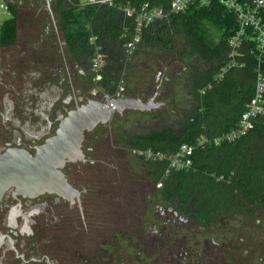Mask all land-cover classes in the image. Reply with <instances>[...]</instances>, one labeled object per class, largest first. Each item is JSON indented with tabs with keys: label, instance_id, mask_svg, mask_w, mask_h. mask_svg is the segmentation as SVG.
<instances>
[{
	"label": "flooded vegetation",
	"instance_id": "af4514ba",
	"mask_svg": "<svg viewBox=\"0 0 264 264\" xmlns=\"http://www.w3.org/2000/svg\"><path fill=\"white\" fill-rule=\"evenodd\" d=\"M16 6L33 17L28 32L0 45V152L20 148L35 154L70 111L106 101L92 57L68 44L60 12L54 11L57 2L19 0ZM158 86L134 96L123 89L120 96L144 102L155 96L166 105L114 112L84 132V158L62 169L77 193L66 198L5 192L0 264H264V207L200 221L169 200L155 202L159 188L150 173L134 171L136 162L117 145L118 117L169 107L167 92Z\"/></svg>",
	"mask_w": 264,
	"mask_h": 264
},
{
	"label": "trees",
	"instance_id": "16d2710c",
	"mask_svg": "<svg viewBox=\"0 0 264 264\" xmlns=\"http://www.w3.org/2000/svg\"><path fill=\"white\" fill-rule=\"evenodd\" d=\"M168 1L118 0L112 7L87 5L84 13L89 26L69 33L65 26L77 17V0L73 3L56 2L68 44L75 53L93 57L95 47L91 37H97V43L107 56L100 85L111 87L114 90L112 94H115L126 71L136 72L135 64L126 57L124 44L130 37L123 36L125 18L118 6L142 2L166 6ZM11 10L12 17L4 22L0 32V45L13 44L17 40L18 8L12 6ZM260 16L264 22V9L260 10ZM206 21L221 30L220 41L215 45L206 39ZM179 28L188 39V47L181 57L197 59L180 73L177 70L175 75L189 80L193 108L185 113L184 126L179 133L167 127L134 135L125 145L133 151L152 150L165 155L176 154L184 145L192 148L189 156L191 165L182 170L170 169L167 159L140 157L151 170L149 173L155 188L162 182L158 196L182 211H189L200 221L235 217L264 207V123H255L232 141L214 142L216 138L238 129L242 114L254 96L258 74L260 71L264 74V57L260 59L255 44L247 40L232 54L229 39L237 29L235 17L219 1L213 0L202 8L189 9L156 21L143 32L137 48L141 45L140 54L151 56L153 68H170L178 64L173 31ZM149 47L153 49L148 50ZM152 83L151 80L147 87L139 86L138 91L152 88ZM167 94L168 99L176 103L177 95L171 87ZM200 140L205 142L201 144Z\"/></svg>",
	"mask_w": 264,
	"mask_h": 264
},
{
	"label": "built area",
	"instance_id": "2783aa9c",
	"mask_svg": "<svg viewBox=\"0 0 264 264\" xmlns=\"http://www.w3.org/2000/svg\"><path fill=\"white\" fill-rule=\"evenodd\" d=\"M19 0H0V32L4 22L12 17V6H16ZM57 1V0H44ZM73 3V0H64ZM213 0H169L166 6L142 2L140 4L119 5L118 9L124 14L125 32L124 37L129 39L125 42L124 47L127 54H132L141 41L142 34L149 29L156 21L165 20L173 14L186 12L189 9L202 8ZM225 9L233 14L237 23V29L229 39V46L232 54L243 41H252L258 51L259 58L264 57V22L260 16V10L264 9V0H217ZM118 0H77V5H95V6H116ZM91 43L95 47V57L93 58V69L97 80H101V71L104 63V53L102 46L97 43V37H91ZM123 91L121 87L115 94L105 95V101L117 98ZM264 123V74L260 71L256 83L254 96L247 105L242 114L239 127L229 134H224L214 140L216 144L234 140L236 137L245 134L255 123ZM205 140H200L204 143ZM138 155L146 159L169 160L170 169L182 170L191 165L189 156L192 154V148L184 145L181 150L174 155H165L154 153L152 150L136 151ZM162 182L157 184L161 188Z\"/></svg>",
	"mask_w": 264,
	"mask_h": 264
},
{
	"label": "water",
	"instance_id": "95a60500",
	"mask_svg": "<svg viewBox=\"0 0 264 264\" xmlns=\"http://www.w3.org/2000/svg\"><path fill=\"white\" fill-rule=\"evenodd\" d=\"M163 105L166 102L155 101V96L147 102L136 97L119 96L103 104L92 101L70 111L61 121L57 134L38 146L35 154L20 148H7L0 152V200L10 188L25 196L49 192L71 197L77 192L62 169L67 162L84 158V132L92 130L100 122L111 120L114 112H145Z\"/></svg>",
	"mask_w": 264,
	"mask_h": 264
},
{
	"label": "rangeland",
	"instance_id": "374dc122",
	"mask_svg": "<svg viewBox=\"0 0 264 264\" xmlns=\"http://www.w3.org/2000/svg\"><path fill=\"white\" fill-rule=\"evenodd\" d=\"M87 5H79L77 10L76 19H71V22L65 26V30L67 33L69 31L78 30L81 27H88L89 23L87 22V16L85 15V10H87ZM17 19L18 25L17 29L19 32V36L26 32L29 29V21L32 19V14L28 13L26 8L17 7ZM55 12H61L60 7L59 10L54 8ZM80 13H79V12ZM61 17V13H60ZM58 18V17H57ZM60 26L64 28L63 21L61 19ZM205 36L208 42L212 45L217 44L220 41L221 30L217 25L211 23L210 21H206L205 24ZM176 41V53L175 55L178 57V64L172 65L173 67H164V68H153L151 66V56L148 57V54H140V50L142 46L139 45L136 51L132 54H127L126 57L128 61H133L135 64V73L129 69L126 71L124 76L121 78L117 87H122L125 92L131 93L130 95L134 96V94L140 89L139 86L147 87L149 81H153L152 88H149L152 93L155 91L157 85H160L159 91L167 92V89L170 90V87L173 89V92L177 95L176 103L171 102L168 108H164L159 110L157 113H137V114H129L127 115V119L120 120L117 119L115 121V140L117 145H119L122 151H126L132 159L136 162L137 167H135L134 171H138V173H142V171L147 170L151 171L148 167L142 162L140 155L137 154L136 151H133L125 145L126 141L130 139L132 136L137 134H147L152 131H161L164 128L171 127L175 130V132H180L183 129L184 121H185V113L193 108V99L190 95V83L188 79L176 78V71H183L186 69L188 64L195 63L197 61L196 58H183L181 57V53L187 49L188 47V39L183 34V31L179 28L173 31ZM148 50L153 49L152 47L147 48ZM95 53V51H94ZM104 55V63L103 70L106 68L107 56ZM95 57V54L92 57ZM137 58V59H136ZM146 60H145V59ZM93 63V62H92ZM174 68V69H173ZM175 78V79H174ZM178 81V82H177ZM171 82V83H170ZM143 83V85H142ZM148 89V90H149ZM102 90L105 95H109L113 93V89L111 87H102ZM147 92L145 89L144 92ZM162 100H165L163 97ZM195 106V105H194ZM138 158V159H137ZM141 159V160H140ZM133 164V163H132ZM122 167L125 168L127 165L122 163ZM123 185V183H122ZM158 189V187L156 186ZM162 198H155V202H159ZM152 213V210H150ZM221 218V217H220Z\"/></svg>",
	"mask_w": 264,
	"mask_h": 264
}]
</instances>
